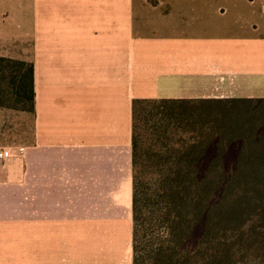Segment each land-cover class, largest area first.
Instances as JSON below:
<instances>
[{
  "label": "crops",
  "instance_id": "obj_1",
  "mask_svg": "<svg viewBox=\"0 0 264 264\" xmlns=\"http://www.w3.org/2000/svg\"><path fill=\"white\" fill-rule=\"evenodd\" d=\"M0 58L34 90L0 107V264H125L132 101L253 98L264 0H0Z\"/></svg>",
  "mask_w": 264,
  "mask_h": 264
},
{
  "label": "trees",
  "instance_id": "obj_2",
  "mask_svg": "<svg viewBox=\"0 0 264 264\" xmlns=\"http://www.w3.org/2000/svg\"><path fill=\"white\" fill-rule=\"evenodd\" d=\"M0 107L33 67L0 58ZM131 264H264V98L134 99Z\"/></svg>",
  "mask_w": 264,
  "mask_h": 264
},
{
  "label": "rangeland",
  "instance_id": "obj_3",
  "mask_svg": "<svg viewBox=\"0 0 264 264\" xmlns=\"http://www.w3.org/2000/svg\"><path fill=\"white\" fill-rule=\"evenodd\" d=\"M258 81H250V82H243L240 90V95L238 97H245L246 95H251L254 97H263L264 98V76ZM227 84H231L228 81ZM239 94V93H238ZM128 242L126 241L124 244V262L125 264H130L131 262V251L130 246L128 247Z\"/></svg>",
  "mask_w": 264,
  "mask_h": 264
},
{
  "label": "built area",
  "instance_id": "obj_4",
  "mask_svg": "<svg viewBox=\"0 0 264 264\" xmlns=\"http://www.w3.org/2000/svg\"><path fill=\"white\" fill-rule=\"evenodd\" d=\"M13 155L9 150L0 151V161L11 158Z\"/></svg>",
  "mask_w": 264,
  "mask_h": 264
}]
</instances>
